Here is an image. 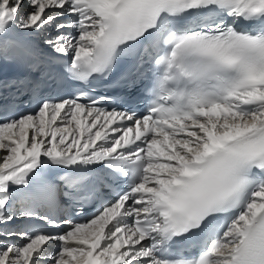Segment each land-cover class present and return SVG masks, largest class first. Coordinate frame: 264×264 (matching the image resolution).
Listing matches in <instances>:
<instances>
[{
  "label": "snow or ice",
  "instance_id": "1",
  "mask_svg": "<svg viewBox=\"0 0 264 264\" xmlns=\"http://www.w3.org/2000/svg\"><path fill=\"white\" fill-rule=\"evenodd\" d=\"M0 264H264V0H0Z\"/></svg>",
  "mask_w": 264,
  "mask_h": 264
}]
</instances>
